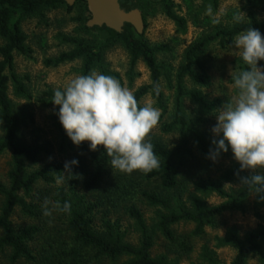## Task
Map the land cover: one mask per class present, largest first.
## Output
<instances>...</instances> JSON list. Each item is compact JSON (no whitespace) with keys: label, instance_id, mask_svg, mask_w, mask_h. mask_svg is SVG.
I'll return each mask as SVG.
<instances>
[{"label":"trees","instance_id":"trees-1","mask_svg":"<svg viewBox=\"0 0 264 264\" xmlns=\"http://www.w3.org/2000/svg\"><path fill=\"white\" fill-rule=\"evenodd\" d=\"M84 3V11L88 12L84 0H76ZM121 7L126 10L138 6V0H119ZM167 17L172 20L177 30H183L185 19L176 15L166 0H161ZM67 5L65 0H0V123L4 124L5 133L0 138V156L10 152V169L7 173L8 185L0 183V253L5 262L0 264H30L35 261L29 244L39 232V227L33 223L26 226H17L12 217L17 209L29 218L36 217L39 213L38 201H26L31 198L35 186L39 182L54 183L62 178L65 170L60 162H49L44 167L29 172L27 162H34L41 151L40 146L25 144L20 141V128L22 115L14 108L12 99L9 97V84L14 93L19 97L30 98L27 87L15 71V55H30L32 49L27 45V35L22 30V22L28 17H42L45 11L65 5L71 10L75 5ZM264 10V0L261 4ZM41 15V16H39ZM143 17V16H142ZM83 22L82 27L86 30H99L104 34L101 41H88L81 38L64 36L62 39L72 44L68 51L59 53L54 58L44 60L46 66H58L67 61L82 60L81 75L88 74L94 68H99L101 73L117 77L111 74L104 64L105 47L114 42H120L129 55V74L131 75L138 60H141L150 73V83L140 86L133 94L139 103L140 99L150 93L155 101L163 105V93L159 88L162 76H167L164 64L157 61V53L167 49L160 44L151 46L142 34L136 33L131 24L125 23L122 32L117 33L106 26L87 27L85 18L78 16ZM248 27L258 29L264 35V21L258 20L255 13L250 10L247 21L235 23L230 27H215L214 30L203 34L191 42L183 52V60L179 65L175 76V99L174 111L169 121H163L160 115L158 123L163 133H177V143L168 147L164 142L156 140L151 143L154 152L159 159V167L145 173V178H159L157 189H140L137 194L147 206L155 208L153 224H148L143 212L134 204L126 208V213L134 221L139 232L136 245L125 241V234L120 232L117 223H111L103 219L102 230L94 228L93 214L97 204L89 202L85 195H68L63 187H58L55 200L61 205L65 201L71 203L70 212H61L67 217L68 230L71 233L72 246L69 250L64 249L58 256L44 258L46 262L41 264H66L67 256L69 263H76L80 257V251H90L92 258L97 261L108 259L114 264H176V259L171 258L168 252H161L152 256L151 251L159 235L170 251L176 255L188 256L192 250L191 237H199L205 234V226L214 222L215 218L224 212L242 209L244 202L254 194L255 205H264L261 195L250 191L247 186L240 182L241 176H250L254 173L240 171V165L233 163L225 169L217 179L200 178L193 182L194 190L187 194L180 187L182 184V169L187 165L184 160L191 154V146L194 145L203 161H208L207 153L210 147V133L201 130L200 125L204 119L201 116L191 118L184 108V100L188 99L195 104L201 112H212L221 103L219 98L207 99L203 88L211 85V78L207 69L200 61L210 44L218 40L222 45L233 42L235 36ZM197 69L193 68V65ZM247 65L241 60L240 71ZM187 81L191 88L187 87ZM53 97V92H47ZM57 106V110H58ZM54 121L61 136V145L70 139L58 117L54 114ZM222 153L221 156L229 154ZM111 157L105 149L95 156L93 172L86 183L87 188L95 189L107 176ZM196 168V167H195ZM194 168V169H195ZM264 171V170H263ZM239 172V176L236 173ZM238 184L235 190H226L224 184ZM217 195L222 200L218 204L208 205L204 197ZM39 199L40 197H36ZM180 223H191L193 229L188 234H177L174 227ZM214 246L216 248L231 247L235 255L229 263L219 261L214 251L206 244L202 245L199 260L191 264H246L250 255L263 256L264 246V221L255 229L246 230L242 235L234 228H228L224 235H215ZM57 257V258H56ZM78 257V258H77ZM55 259V260H54Z\"/></svg>","mask_w":264,"mask_h":264},{"label":"rangeland","instance_id":"rangeland-1","mask_svg":"<svg viewBox=\"0 0 264 264\" xmlns=\"http://www.w3.org/2000/svg\"><path fill=\"white\" fill-rule=\"evenodd\" d=\"M173 12L185 19L183 30H177L175 23L165 14L161 0H138L137 8L141 11L144 21L142 37L151 45H164L166 50L157 53V61L164 64L167 69V76H162L159 88L163 93V105L160 106L150 93L145 94L139 101V106L150 104L156 108L163 121H169L174 111L175 99V76L179 65L183 60L185 48L194 40L207 34L215 27H230L236 23L234 17L239 14L247 21V14L252 10L258 20L264 21V10L261 9L263 0H166ZM75 3V2H74ZM84 3L76 2L71 10L65 5L45 11L42 17H28L22 22V30L27 35V45L32 49L30 55H15V71L20 78H23L30 98L17 96L9 84V97L12 99L14 108L22 115V125L20 128V141L25 144L40 146L41 151L34 162H27L26 168L29 172L44 167L49 162H60L65 165L66 161L77 159L78 165H72L70 172L63 170L62 179L54 183L47 184L39 182L35 186L32 197H26L27 202L38 201L39 213L34 218L23 215L17 209L12 220L17 226H26L31 223L39 227L38 234L30 242L29 247L36 258L33 263L41 264L46 262L44 258L58 256L62 250L72 246L71 233L67 226V217L58 210H52L51 214H43L42 205L47 199L51 203L57 202L55 194L58 187H63L68 195L73 193L85 195L89 202L96 203L94 211L93 226L96 230H102L103 219L117 223L120 232L124 233L125 241L136 245L139 239V232L134 221L129 218L126 208L130 204L136 205L142 212L148 224H153L155 219V208L149 207L140 199L137 192L140 189H157L159 178L150 180L145 178V172L134 170L131 174L120 172L109 168L107 176L102 180L97 188L86 187L93 172L94 158L104 149L103 145L97 146L96 150H90L88 141L82 142L79 146L73 144L68 139L65 146L61 145V136L55 126L52 96L47 92H53L58 87L66 86L73 78L81 75L82 60L76 59L61 63L58 66H46L44 60L54 58L59 53L72 48L71 43L63 41L64 36L81 38L88 41H101L104 34L99 30H86L82 27L78 16L85 18V23L89 19V12L84 11ZM211 8L212 14H208L207 9ZM41 16V15H39ZM218 19L219 22H214ZM2 40L0 39V45ZM231 43L222 45L218 40L212 42L207 53L200 58V61L207 69L211 78V85L203 88L207 99L219 98L220 105L230 102L236 94L233 78L240 72V57L235 54ZM104 64L111 74H116V78L123 87L132 93L140 86L150 83V73L145 64L138 60L134 66L132 74H129V55L120 42H114L105 47ZM264 65V60L258 62ZM193 68L197 69L194 64ZM94 71L100 72L97 67ZM112 76V75H111ZM187 87L191 88L187 81ZM57 108V106H56ZM184 108L188 116L196 118L201 116L204 119L200 125L201 130L213 134L211 127L215 124V111L201 112L200 109L190 100H184ZM4 124L0 123V138L4 136ZM177 133H163L158 123L146 137L147 140L162 141L168 147H173L177 143ZM51 158V159H50ZM187 163L182 169V184L180 187L183 198L194 190L193 182L200 178L217 179L219 175L233 163H238L233 159L232 153L221 156L217 162L210 159L203 161L200 158L197 148L191 146V154L184 159ZM239 164V163H238ZM10 152L5 151L0 156V183L8 185L7 173L10 169ZM196 167V168H195ZM195 168V169H194ZM246 173H254L251 169L244 170ZM263 171V170H256ZM238 184L225 183L226 190H235ZM40 197L37 199L36 197ZM222 199L217 195H208L204 201L208 205L218 204ZM2 197L0 196V206ZM51 207V204L49 205ZM264 221V205H255V196L252 194L244 202L242 209L227 211L215 218L214 222L205 226L203 236L191 237L192 250L188 256L176 255L172 253L163 239L157 235L156 243L152 248V256L161 252H168L171 258L176 259V264H191L199 260L202 245H208L215 253L216 258L229 263L235 250L231 247L216 248L214 246V236H222L228 228H236L240 235L246 230L255 229ZM177 234H188L193 229L191 223H180L174 227ZM1 235V230H0ZM80 259L76 263H69L70 256H67L66 264H114L108 259L101 261L94 260L90 251H80ZM77 257V258H78ZM57 258V257H56ZM5 258L0 253V263L5 262ZM55 260V259H54ZM246 264H264L263 256L250 255Z\"/></svg>","mask_w":264,"mask_h":264},{"label":"clouds","instance_id":"clouds-1","mask_svg":"<svg viewBox=\"0 0 264 264\" xmlns=\"http://www.w3.org/2000/svg\"><path fill=\"white\" fill-rule=\"evenodd\" d=\"M207 12L212 14L211 8ZM243 19L239 14L234 17L237 23ZM231 47L247 67L233 78L236 94L231 101L215 111L207 158L215 163L230 150L240 171L254 172L239 177L241 184L264 194V171H256L264 170V65L258 64L264 60V35L248 27L235 36ZM51 102L73 144L79 146L88 141L93 151L103 145L111 157L112 169L131 174L134 170L147 173L159 167L154 146L146 137L158 124L160 112L150 104L139 106L134 94L113 76L94 70L78 75L66 86L56 88ZM78 163L74 158L66 161L64 168L70 172L71 166ZM260 198L264 199V195ZM42 208L45 216L52 210L67 213L71 203L65 201L61 205L45 199Z\"/></svg>","mask_w":264,"mask_h":264},{"label":"water","instance_id":"water-1","mask_svg":"<svg viewBox=\"0 0 264 264\" xmlns=\"http://www.w3.org/2000/svg\"><path fill=\"white\" fill-rule=\"evenodd\" d=\"M76 0H65L66 4L71 6ZM89 19L85 25L87 27L106 26L117 33L122 32L125 23L131 24L136 33L142 34L144 21L141 11L137 8L126 10L121 7L119 0H84Z\"/></svg>","mask_w":264,"mask_h":264}]
</instances>
